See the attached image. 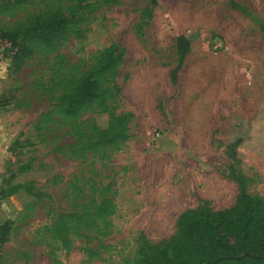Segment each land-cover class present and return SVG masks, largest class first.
<instances>
[{
  "label": "rangeland",
  "instance_id": "1",
  "mask_svg": "<svg viewBox=\"0 0 264 264\" xmlns=\"http://www.w3.org/2000/svg\"><path fill=\"white\" fill-rule=\"evenodd\" d=\"M71 3L0 0V264H138L141 243L165 245L182 213L234 206L231 169L264 202V0H89L52 50L18 32L50 9L70 19ZM22 45L15 70L8 51ZM111 46L121 61L105 98L71 126L44 119L64 80ZM121 115L127 139L115 148L85 137Z\"/></svg>",
  "mask_w": 264,
  "mask_h": 264
},
{
  "label": "trees",
  "instance_id": "2",
  "mask_svg": "<svg viewBox=\"0 0 264 264\" xmlns=\"http://www.w3.org/2000/svg\"><path fill=\"white\" fill-rule=\"evenodd\" d=\"M89 0H73L69 7L70 19L61 11L50 9L33 18L32 23L18 32L31 38L38 45L54 49L66 41L71 33V20H76L78 11ZM8 6V5H6ZM13 37V32H9ZM17 36V34H16ZM8 34L2 35V38ZM12 49L15 45L11 44ZM11 49V50H12ZM190 52L187 39L180 38L177 43L179 64ZM121 51L111 46L99 54L96 65L77 78H66L65 92L60 102L44 115L54 118L56 123L71 126L80 111L105 98L104 82L121 61ZM25 47L15 50L12 55L15 70L22 68L29 56ZM176 71L170 74L172 84L176 83ZM34 87V86H33ZM32 87V88H33ZM31 88V87H30ZM31 88V89H32ZM35 90V87H34ZM9 111V109H3ZM60 120V121H59ZM129 118L125 115L112 116L109 126L104 130L93 129L85 134L95 146L115 148L126 141ZM229 149V158L238 163L235 147ZM238 189L235 204L228 210L212 212L207 206L182 213L176 221L175 235L163 246L142 242L139 247L138 264H264V202L251 198L246 192V179L230 171ZM20 187H15L7 197L14 195ZM69 215L60 214L54 222V234L61 238L63 246L69 248L66 220ZM0 225V232L5 231ZM2 240H0V243Z\"/></svg>",
  "mask_w": 264,
  "mask_h": 264
},
{
  "label": "built area",
  "instance_id": "3",
  "mask_svg": "<svg viewBox=\"0 0 264 264\" xmlns=\"http://www.w3.org/2000/svg\"><path fill=\"white\" fill-rule=\"evenodd\" d=\"M9 54H8V56H12L13 55V51L11 50V48L9 49Z\"/></svg>",
  "mask_w": 264,
  "mask_h": 264
}]
</instances>
